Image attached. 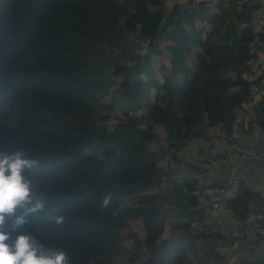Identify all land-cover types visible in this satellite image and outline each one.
<instances>
[{"label": "trees", "instance_id": "trees-1", "mask_svg": "<svg viewBox=\"0 0 264 264\" xmlns=\"http://www.w3.org/2000/svg\"><path fill=\"white\" fill-rule=\"evenodd\" d=\"M241 1L0 0V152L37 161L25 174L45 202L23 233L68 264H264L224 258L216 237L244 234L191 225L222 203L244 221L264 212V193L241 180L233 197L203 201L208 184L173 178L190 142L198 156L209 151L211 128L240 143L234 126L247 106L264 128V100L248 104L263 3Z\"/></svg>", "mask_w": 264, "mask_h": 264}, {"label": "crops", "instance_id": "crops-1", "mask_svg": "<svg viewBox=\"0 0 264 264\" xmlns=\"http://www.w3.org/2000/svg\"><path fill=\"white\" fill-rule=\"evenodd\" d=\"M188 1V0H187ZM186 1V2H187ZM261 11H264V0ZM264 20V16H258L255 19V24L258 26L259 23ZM254 56L252 59L259 61L261 68H259V73H254L251 71V79H255L258 83H252L253 91L259 86L264 85V45L262 49L254 48ZM250 106H247V110L242 117H239L241 123L234 126L233 136L238 139L244 146L253 144L257 145L258 148H264V128L255 122H252V113ZM264 115V114H263ZM264 117V116H263ZM214 129V130H213ZM210 130V137L213 139L214 134L220 135L223 131H219L217 127H213ZM203 143V142H202ZM200 142L193 140L186 147L183 148V152L186 155V162L182 163L183 171L173 178L178 179L183 173L188 176H192L197 179V185L208 184L205 187H220L221 194L227 191L229 195V190L231 186L241 180L246 183V185L254 190L264 193V160L255 161L250 155H245L240 152L225 153V149L222 145H216L215 151L213 153V159L215 160L214 165H206L204 162L197 159L196 150L199 148ZM219 151V152H218ZM220 153V154H218ZM183 172V173H182ZM213 182L217 184H213ZM200 183V184H199ZM214 185V186H209ZM220 185V186H219ZM223 185V186H221ZM233 197V196H231ZM252 207V205H250ZM264 212H250L247 218L243 221H233L235 219L232 216L231 209L225 207L222 203L220 207L212 209L209 214L204 219V225H206L208 230L213 228L223 229L225 231H232L235 226H243L246 231L244 232L243 238L234 239L235 241L230 244L233 240L222 242L218 237L220 243L219 248L224 249L229 255H233L236 259L238 257L244 256L247 258H264V237L261 238L256 232V227L264 224ZM221 234V233H220Z\"/></svg>", "mask_w": 264, "mask_h": 264}, {"label": "clouds", "instance_id": "clouds-1", "mask_svg": "<svg viewBox=\"0 0 264 264\" xmlns=\"http://www.w3.org/2000/svg\"><path fill=\"white\" fill-rule=\"evenodd\" d=\"M36 164L19 150L0 152V264H68L66 252L45 251L30 234L21 231L30 216L45 209V202L34 196L33 183L25 174ZM54 219L57 225L64 222L63 216ZM12 232L18 234L13 237Z\"/></svg>", "mask_w": 264, "mask_h": 264}, {"label": "built area", "instance_id": "built-area-1", "mask_svg": "<svg viewBox=\"0 0 264 264\" xmlns=\"http://www.w3.org/2000/svg\"><path fill=\"white\" fill-rule=\"evenodd\" d=\"M250 63H251V67H252V72L253 73H259L260 72L259 68H261L259 61L252 59ZM262 100H264V85L259 86L258 88H256L252 92V98L248 104L251 106L257 105ZM240 110H242V109H240ZM236 119H237V121H239V116ZM216 145H222L225 149V153H228V154L231 152H240V153H243L245 155H250L251 157H253V159L255 161H263L264 160V150L263 149L260 150L257 147V145H250V146L241 145L235 139H233L232 136H227V135L219 137L216 140H213L212 144L209 145V148H208L209 151L206 152V150H203L201 155H200L201 156L200 159L203 160L202 158L204 157V154L207 155L208 159L209 158L213 159L212 157H213V153L215 151ZM203 191L207 194V195H205L206 198H208V199H206V198L200 197V199L203 201H213L214 198L218 199L220 197L221 190L217 191L216 187H206ZM236 191H237V184L234 183L229 190V195L234 196L236 194ZM212 195L214 196L213 199L210 198ZM202 196H204V195H202ZM263 216H264V214H263ZM256 229H257L256 232L259 235H264V224L259 225L258 227H256ZM216 231H218L219 233L224 235V237L226 239H230L232 237L243 235L244 232L246 231V229L243 226H235L232 231H225V230L219 229V228L216 229Z\"/></svg>", "mask_w": 264, "mask_h": 264}, {"label": "rangeland", "instance_id": "rangeland-1", "mask_svg": "<svg viewBox=\"0 0 264 264\" xmlns=\"http://www.w3.org/2000/svg\"><path fill=\"white\" fill-rule=\"evenodd\" d=\"M174 1H176V2H179L180 0H167V3L169 4V3H172V2H174ZM195 2H196V0H194ZM212 1H216V0H210V1H208V2H212ZM186 2V1H185ZM185 2H179L180 4H184ZM197 3V2H196ZM199 19V18H198ZM141 22H143L142 20H141ZM196 24H198L197 23V21H196ZM252 74H254V73H252ZM249 77H250V75H249ZM156 127H155V130H156V133H157V136L158 137H160V138H164L165 137V134H166V131L164 130V128L162 127V126H160V125H155ZM222 134H224L225 135V133L224 132H222ZM216 139H218L216 136L213 138V140H216ZM207 142V141H206ZM139 143L137 142V143H133V144H130V146H134L133 148H138L139 147ZM125 150H126V147H125ZM182 151H184V150H182ZM200 157L201 156H198L197 155V159L199 158V160H201L200 159ZM142 160V159H141ZM143 162H145V164L149 161H145L144 159L142 160ZM141 161V162H142ZM150 165L151 166H155L154 164H152V163H150ZM138 166H139V164H138ZM140 167V166H139ZM206 188V187H205ZM213 195L210 197L211 199H213ZM201 198H206V196H202L201 195ZM206 199H208V198H206ZM215 200H217V199H215L214 198V200L213 201H215ZM214 204H216V203H214ZM170 216H172L171 214H170ZM131 224V228L132 229H134L133 231H135L138 235H139V237H141V231L138 229V228H141V226H140V224L136 221V225H134L135 224V222H134V224H132V223H130ZM191 225L193 226V227H195V228H198V229H200L201 231H209V232H214V233H217V234H220L218 231H216V229H218V228H213V229H211V230H208L207 229V227H206V225H200L199 223H194V222H192L191 223ZM170 226H171V224L170 223H167L166 224V231H165V234H169V230H170ZM136 233H134L135 235H134V237L132 238V239H129L128 241H126V243H133V240L135 241V238L136 237H138V235L136 234ZM218 237H219V235L216 237V239L218 240ZM214 237H212V242L215 240V239H213ZM198 244V246H202L203 244H205V246H206V241L205 240H203V239H198V242H197ZM204 246V247H205ZM221 251H223L224 253H225V255H224V258H226L227 257V255H228V259H230V261H233V260H235L236 258L233 256V255H229L224 249H221Z\"/></svg>", "mask_w": 264, "mask_h": 264}, {"label": "water", "instance_id": "water-1", "mask_svg": "<svg viewBox=\"0 0 264 264\" xmlns=\"http://www.w3.org/2000/svg\"><path fill=\"white\" fill-rule=\"evenodd\" d=\"M185 1H187V0H180L179 2H185ZM208 1H210V0H196V2L198 3V2H208ZM244 1V0H243ZM243 1H241V2H243ZM174 2H176V1H174ZM178 2V3H179ZM251 46H253L254 48H259V49H262L263 48V45H262V43L259 41V40H255L253 43H252V45Z\"/></svg>", "mask_w": 264, "mask_h": 264}]
</instances>
